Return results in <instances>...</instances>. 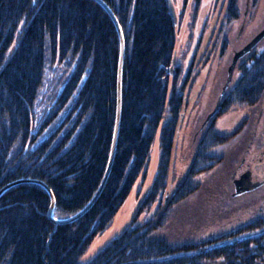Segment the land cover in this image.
I'll return each mask as SVG.
<instances>
[{
    "label": "trees",
    "instance_id": "trees-1",
    "mask_svg": "<svg viewBox=\"0 0 264 264\" xmlns=\"http://www.w3.org/2000/svg\"><path fill=\"white\" fill-rule=\"evenodd\" d=\"M102 1L116 17L125 47L109 178L91 209L64 225L49 219L50 197L40 185L7 190L0 196V264H264V231L253 235L264 229V215L181 246L157 236L173 209L199 190L198 177L221 162L216 151L244 126L227 132L216 127L217 120L261 102L264 50L239 60L217 113L196 132L184 176L169 192L174 141L191 98L167 75L184 10L174 24L167 0ZM192 1L198 10L202 0ZM240 16L238 0H227L225 34ZM188 35L187 55L195 39L193 32ZM119 58L116 27L94 0H0V190L18 180L43 182L55 198V220L77 214L92 200L112 147ZM175 66L183 68L177 61ZM158 131L155 178L138 195L131 222L94 259L81 263L93 240L111 227L136 181L145 177ZM143 214L146 221L135 225Z\"/></svg>",
    "mask_w": 264,
    "mask_h": 264
},
{
    "label": "rangeland",
    "instance_id": "rangeland-1",
    "mask_svg": "<svg viewBox=\"0 0 264 264\" xmlns=\"http://www.w3.org/2000/svg\"><path fill=\"white\" fill-rule=\"evenodd\" d=\"M221 1L202 0L200 8L195 10L192 0H171L177 19L182 10L185 13V20L182 23L179 41L176 46V61L179 64L184 65L186 61L187 44L185 40L189 37L187 34L193 32L196 36L200 29V24L203 22V18L200 15L204 11L206 13V10L209 6L212 7V4L216 3L219 6ZM225 1L227 4V0ZM238 8L241 15L240 19L233 24L228 34L223 31L224 17L222 19L220 31L224 33L225 38L221 35L219 42L226 39L225 54L221 53L222 56L218 54L216 57L220 56L219 60L217 59L216 61L215 58L213 63H209L203 68L201 72L205 84L201 82L198 87L192 90L193 100L191 97L189 106L183 109L172 152L168 179L169 192L182 179L191 162L196 132L200 126H204L208 122H205V120L215 108L222 91L221 89L225 84L227 69L231 64L233 54L241 50L264 29V0H259L256 5H250V0H238ZM194 10L198 11L195 19L192 16ZM263 50L264 38L248 54L252 53V51L260 53ZM201 84H204V86ZM49 92L48 90L46 91L45 97L50 95ZM196 96L198 97L197 104L195 102ZM260 112L263 113L262 125L257 122ZM244 116H248L251 119V125H247V127L244 125L239 135L216 151L222 158L221 162L214 169L198 177L199 190L173 209L170 222L157 234L158 237H161L170 245L181 246L212 236H219L264 215L263 189L260 192L242 195L238 198L231 197L234 173L237 171L240 161L245 155L246 149H248V145H250L249 140L253 139L257 133L259 138L254 140L252 147L256 150L264 147V94L261 102L255 108L231 111L217 120L216 127L232 132L241 123V119ZM165 122L166 114L161 126ZM34 131H36L35 127L32 129V132ZM158 138L159 131L149 154L145 177L141 175L136 181L128 198L119 209L111 227L103 235L93 240L87 252L82 256L81 263H88L94 259L113 239L120 236L131 222L136 209L138 195H144L150 189L155 178L158 161ZM166 199H168V196H166ZM147 218V214L141 215L135 225L144 223Z\"/></svg>",
    "mask_w": 264,
    "mask_h": 264
},
{
    "label": "flooded vegetation",
    "instance_id": "flooded-vegetation-1",
    "mask_svg": "<svg viewBox=\"0 0 264 264\" xmlns=\"http://www.w3.org/2000/svg\"><path fill=\"white\" fill-rule=\"evenodd\" d=\"M217 6L216 3L212 4V7L209 6L206 13L204 11L200 15L203 18V22L200 24V29L192 42L191 48L188 50L183 68L181 70L179 66H175L173 75H170L172 78H175L178 87L185 86L187 93L191 97H193L192 90L198 87L201 82L204 83V77L201 72L203 68L209 63H213L215 58L216 61L217 59L219 60L221 57L217 58L218 54H225V41L219 42V36L221 37L222 34L220 31L222 19L227 11L226 1L222 0L220 5ZM204 84L201 85L204 86ZM189 100L187 97L186 101L188 102ZM262 115L263 113L260 112L257 120L259 125H262ZM241 120L240 124L246 125V127L247 125H251V119L248 116H244ZM257 138L259 137L256 133L253 139L249 140L250 145H248V149H246L245 155L241 159L237 171L234 173L232 198L264 190V147L258 150L252 147L254 140ZM238 180H241L243 188L248 190L239 195H234L236 192L235 181Z\"/></svg>",
    "mask_w": 264,
    "mask_h": 264
},
{
    "label": "water",
    "instance_id": "water-1",
    "mask_svg": "<svg viewBox=\"0 0 264 264\" xmlns=\"http://www.w3.org/2000/svg\"><path fill=\"white\" fill-rule=\"evenodd\" d=\"M96 1L110 16V18L112 19L118 36H119V40H120V58H119V68H118V76H117V113H116V124H115V130H114V135H113V141H112V147H111V151H110V155H109V159H108V163H107V167H106V171L103 177V180L101 182L100 187L98 188L96 194L94 195V197L92 198V200L77 214L66 218V219H62V220H55L53 218V213H54V208H55V198L53 193L51 192V190L46 186V184H44L41 181H36V180H18V181H14L11 182L9 184H7L6 186H4L1 190H0V196H2L7 190H9L10 188L22 184V183H36L38 185H40L41 187H43L46 192L48 193L49 197H50V202L51 205L49 207L48 210V217L49 219L55 224V225H64V224H71L76 222L77 220H79L81 217H83L90 209L91 207L95 204V202L97 201V199L99 198L100 194L102 193L107 180L109 178L110 172H111V168L113 165V161H114V156H115V152H116V145H117V139H118V134H119V127H120V119H121V88H122V68H123V61H124V53H125V47H124V39H123V33H122V29L115 17V15L113 14V12L110 10V8L102 1V0H94ZM168 4H169V8H170V13L171 16L173 18V22L174 24L177 23V17H176V13H175V8L173 6V3L171 2V0H167ZM264 38V29L262 31H260L249 43H247L241 50L237 51L234 53L232 61L230 66L227 69V78L225 81L224 86L222 87V91L218 97V100L216 102L215 108L213 109V111L211 113L208 114L205 122H207L210 118H212L218 111L219 107H220V100L224 94V92L226 91V89L228 88L229 84L232 81V77H233V73L235 70V67L238 63V61L243 58L246 54H248L249 52H251V50ZM176 63V53H174L173 59H172V64L171 67L168 69L167 71V75H173L174 73V66ZM235 188H236V192L234 195H239L241 193L246 192L248 189L243 188L242 186V182L241 180L235 181ZM263 230H261L258 233H255L253 235L259 234L261 232H263Z\"/></svg>",
    "mask_w": 264,
    "mask_h": 264
}]
</instances>
